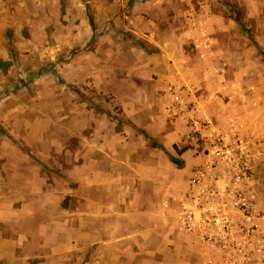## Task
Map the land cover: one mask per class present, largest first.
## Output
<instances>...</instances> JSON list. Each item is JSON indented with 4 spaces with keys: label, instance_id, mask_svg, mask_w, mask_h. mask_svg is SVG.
<instances>
[{
    "label": "rangeland",
    "instance_id": "obj_1",
    "mask_svg": "<svg viewBox=\"0 0 264 264\" xmlns=\"http://www.w3.org/2000/svg\"><path fill=\"white\" fill-rule=\"evenodd\" d=\"M84 143L145 164L207 264H264V0H0V196Z\"/></svg>",
    "mask_w": 264,
    "mask_h": 264
},
{
    "label": "crops",
    "instance_id": "obj_2",
    "mask_svg": "<svg viewBox=\"0 0 264 264\" xmlns=\"http://www.w3.org/2000/svg\"><path fill=\"white\" fill-rule=\"evenodd\" d=\"M42 146L35 150L45 151ZM117 148L84 143L77 148L85 153L79 160L73 159V150L65 151L66 166H56L68 182L63 189L33 173L25 180L30 184L27 201L1 195L0 226L13 223L20 228L11 243L0 235V264H207L194 251L195 241L176 233L177 210H168L162 200L149 206L129 186L154 173L145 164L121 160ZM88 150L92 152L86 154ZM73 184L80 187L79 196L73 194ZM60 193L69 196L68 204L62 206ZM28 217L30 227L19 223Z\"/></svg>",
    "mask_w": 264,
    "mask_h": 264
},
{
    "label": "trees",
    "instance_id": "obj_3",
    "mask_svg": "<svg viewBox=\"0 0 264 264\" xmlns=\"http://www.w3.org/2000/svg\"><path fill=\"white\" fill-rule=\"evenodd\" d=\"M240 28L242 29L243 32H246V33H248V35H249V31L246 29V27H244V26H240ZM171 161L174 162L173 159H171Z\"/></svg>",
    "mask_w": 264,
    "mask_h": 264
}]
</instances>
